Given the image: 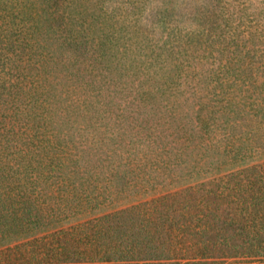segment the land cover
Here are the masks:
<instances>
[{"label":"rangeland","instance_id":"rangeland-1","mask_svg":"<svg viewBox=\"0 0 264 264\" xmlns=\"http://www.w3.org/2000/svg\"><path fill=\"white\" fill-rule=\"evenodd\" d=\"M43 1L28 3L34 23L13 31L6 48L22 52L53 142L99 166L87 191L110 195L116 184L109 209L206 180L227 166L232 146L248 145L251 135L237 141L232 127L264 113V0ZM15 2L0 0V40ZM66 164L64 176L89 183L85 169ZM185 259L241 264L229 254Z\"/></svg>","mask_w":264,"mask_h":264},{"label":"trees","instance_id":"trees-1","mask_svg":"<svg viewBox=\"0 0 264 264\" xmlns=\"http://www.w3.org/2000/svg\"><path fill=\"white\" fill-rule=\"evenodd\" d=\"M14 1L15 11L3 16L9 30L0 40V264H179L191 254L264 262V113L253 117L255 124L244 119L232 127L237 141L251 136L245 137L248 145L241 140L230 146L227 166L218 165L217 174L109 209L118 200L116 184L110 195L97 186L87 191L99 166L53 142L44 100L27 91L22 52L6 48L13 31L27 32L35 18L25 14L31 0ZM69 161L75 174L85 169L89 183L80 179L77 185L62 174ZM154 164L167 170L162 160Z\"/></svg>","mask_w":264,"mask_h":264}]
</instances>
